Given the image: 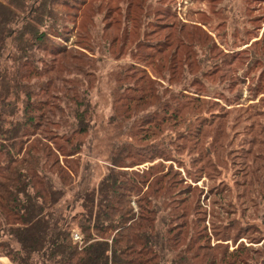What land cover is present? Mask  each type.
Returning a JSON list of instances; mask_svg holds the SVG:
<instances>
[{"label": "rangeland", "instance_id": "rangeland-1", "mask_svg": "<svg viewBox=\"0 0 264 264\" xmlns=\"http://www.w3.org/2000/svg\"><path fill=\"white\" fill-rule=\"evenodd\" d=\"M58 17L44 41L61 50L34 48L40 71L29 77L19 76L15 42L7 41L0 92L7 88L20 117L27 94L50 102L48 129L37 128L20 160L33 141L54 147L73 134L80 145L70 155L53 150L72 180L59 212L68 203L78 209L81 189L102 203L110 175L113 218L142 214L139 231L162 236V264L177 254H195L186 264H264V0H71L58 5ZM79 114L87 131L74 134ZM75 221L72 244L82 247L87 233ZM1 223L7 257L6 227L15 221L0 215ZM117 230L87 232L111 238ZM223 250L231 253L224 260Z\"/></svg>", "mask_w": 264, "mask_h": 264}, {"label": "trees", "instance_id": "trees-1", "mask_svg": "<svg viewBox=\"0 0 264 264\" xmlns=\"http://www.w3.org/2000/svg\"><path fill=\"white\" fill-rule=\"evenodd\" d=\"M70 1L0 0V58L8 44L7 41L14 40L21 63L19 76L29 77L32 73L40 71L33 62L35 59L31 53L34 48H36L34 51L61 50L57 47L53 48L55 45L53 42L46 44L44 39L46 40L48 36V30L53 29L55 23L59 21L58 5L70 7ZM76 14L79 16L80 12ZM167 47L165 46L164 49ZM28 50H32L29 53L30 58L26 55ZM24 55L26 57L22 59ZM10 56L12 54L7 56V60ZM38 59L40 56L36 60ZM3 71L0 59V77H2L0 80L6 77ZM14 77H18V74ZM15 85L18 87V95L22 88L18 83ZM42 90H47V86ZM24 91L28 92V88ZM0 93V96H3L0 101V215L4 219L15 221V224L6 227L9 229V238L3 241V246L7 247V252L1 254L9 257L15 264H36V260L41 264H162L156 251L162 236L159 231L149 233L148 228L143 232L139 231V229L144 230L143 226L146 227L143 225L145 219L142 214L137 220L135 217H130L132 210H129L119 219L113 218L115 215L111 211H115L114 203L108 196L110 192L116 191L114 188L116 181L111 180L110 175L100 184L102 185L100 191H104L102 203L100 198L97 201L94 189H81L73 198L75 202L79 201V205L74 203L77 204L78 209L73 210L68 203L66 210L63 208V211L59 212L57 205L65 196L64 184L66 180H72L59 164L58 155L53 150L62 155H70L79 152L80 145L72 144L73 134L62 135L64 142L72 146L67 150L66 144L58 143L53 138L56 133L49 132L52 135V137L49 135L50 140L54 139V147H50L48 142V144L43 143L42 139L33 141L29 147H25L23 158L20 160L18 157L22 152L23 144L31 140L37 128L42 125L44 130L48 129L46 125L51 121V116L47 113H52V109L45 110L44 106L47 107L50 102L45 99L32 100L27 94L24 99V113L20 117L17 111L18 102L7 99V88ZM129 97L131 100L134 99V96ZM55 116L57 115L54 114ZM75 125L76 128H72L74 134H83L87 131L81 114L76 116ZM41 142L43 144L39 146ZM64 167L68 169L70 164L67 162ZM55 168L58 170L55 171ZM55 172L58 175L56 180L61 186L55 185V178L52 176ZM114 201L118 202V200ZM98 203L95 216H92L93 207ZM108 213H111V217ZM130 220L132 222H129ZM74 221L77 222L83 235L84 232L87 233L83 238L82 247L72 244L71 225ZM118 225L116 236L111 238L87 232L93 229L104 234L109 230L117 229ZM126 229L128 232L124 234L119 232ZM0 231H3L2 223ZM244 249L236 250L237 254L244 253ZM230 254L227 250H223L220 252V258L224 260ZM192 258L195 259V254L187 257L177 254L172 264H186L191 262ZM242 262L248 260L242 258ZM208 264H215V261L212 260Z\"/></svg>", "mask_w": 264, "mask_h": 264}, {"label": "crops", "instance_id": "crops-1", "mask_svg": "<svg viewBox=\"0 0 264 264\" xmlns=\"http://www.w3.org/2000/svg\"><path fill=\"white\" fill-rule=\"evenodd\" d=\"M0 264H14L10 261V259H8L7 257H0Z\"/></svg>", "mask_w": 264, "mask_h": 264}, {"label": "built area", "instance_id": "built-area-1", "mask_svg": "<svg viewBox=\"0 0 264 264\" xmlns=\"http://www.w3.org/2000/svg\"><path fill=\"white\" fill-rule=\"evenodd\" d=\"M76 237H78L77 235H75Z\"/></svg>", "mask_w": 264, "mask_h": 264}]
</instances>
